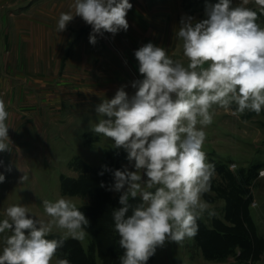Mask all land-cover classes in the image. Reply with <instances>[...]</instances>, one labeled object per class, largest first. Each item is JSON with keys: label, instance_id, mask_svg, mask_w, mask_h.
Segmentation results:
<instances>
[{"label": "clouds", "instance_id": "9594fccd", "mask_svg": "<svg viewBox=\"0 0 264 264\" xmlns=\"http://www.w3.org/2000/svg\"><path fill=\"white\" fill-rule=\"evenodd\" d=\"M70 7L72 11L59 15L57 32L79 16L92 27L89 42L95 45L97 34L128 30L126 17L133 5L129 0H74ZM258 13L264 14V0L206 2L205 18L184 16L175 31L186 66L149 42L134 52L143 77L131 83L134 94L121 86L113 98L95 106L101 118L92 131L109 138L113 148L124 149L133 168L115 170L109 188L120 193V207L112 212L123 249L120 264H147L166 243L195 237L205 212L216 215L203 199L216 174L202 150L204 129L213 122L215 107L233 115L264 111V27L257 23ZM8 116L0 99V153L14 150ZM5 179L0 173V183ZM27 180L23 172L19 183ZM42 204L44 216L30 214L22 205L6 209L0 234H11L4 237L0 264H52L69 237L84 239L89 220L75 203L61 197ZM54 228L63 234L48 239Z\"/></svg>", "mask_w": 264, "mask_h": 264}, {"label": "rangeland", "instance_id": "374dc122", "mask_svg": "<svg viewBox=\"0 0 264 264\" xmlns=\"http://www.w3.org/2000/svg\"><path fill=\"white\" fill-rule=\"evenodd\" d=\"M181 2L199 20L205 18L206 2L214 4L218 0ZM238 2L233 0L234 5ZM195 5H200L199 9L203 10L197 11V8L195 11ZM248 7L256 10L254 4ZM258 15L257 23L264 27V14ZM62 47L61 61L17 60L12 58V51L9 53L5 75H0L3 84L0 99L5 101L9 113L6 123L14 144L12 153H0V160L3 161L0 173L6 177L0 183V221L6 218L5 211L12 205L25 206L30 214L44 216V199L55 202L63 197L71 200L78 208L88 205L93 202L91 196L65 193L64 182L86 176L91 179L93 175L90 172L105 170V166L112 167L113 172L123 170L124 167L133 170L124 149L113 148L109 138L92 131L101 118L95 112V106L104 98L99 95L88 99L82 89H79L81 92H77L76 97L73 91L77 79L71 74L68 53L64 56L66 45ZM185 63H188L187 59ZM34 64L36 70H39L37 75L29 74L28 71ZM82 79L85 77H78L77 83L80 84ZM235 107L232 106L233 111ZM214 111L213 122L204 129L206 140L202 149L208 161L215 165L216 174L212 181L214 185L226 184L227 180L219 167H233L231 171L243 170L245 175L250 176V180L245 179L248 183H243V187L248 193L246 197L251 199L250 216L257 237L262 239V248L255 247L254 251L245 256L242 248L237 246L230 253L210 257L193 237L185 239L181 244L166 243L158 248L151 264H264V177L260 176V171L264 170V111L259 115L249 111L233 115L218 107ZM10 164L12 170L9 172L7 168ZM23 172L27 173L28 180L21 184L19 179ZM113 193L115 196L120 195L115 191ZM203 199L212 206L216 215L209 217L205 212L200 219L209 228H214L215 221H221L233 229L234 224L226 218L228 199L212 189ZM236 231L239 235V228ZM86 233L84 239L79 240L80 243L86 252L95 256L97 264H103L95 250V238L88 231ZM10 234H0V252L4 246V237ZM62 234L63 230L54 228L47 238ZM229 235L227 239L232 237ZM200 239L207 248L202 236ZM57 260L58 256L55 255L52 264H56Z\"/></svg>", "mask_w": 264, "mask_h": 264}, {"label": "crops", "instance_id": "0c3cea01", "mask_svg": "<svg viewBox=\"0 0 264 264\" xmlns=\"http://www.w3.org/2000/svg\"><path fill=\"white\" fill-rule=\"evenodd\" d=\"M73 2L74 0H0L1 76L5 75L9 53L12 51V58L17 60L61 61L64 44V56L68 53L71 74L77 82L78 77H85L80 84L76 82V89L73 91L76 92V97L77 92L82 89L88 99L99 95L110 99L121 86H125L129 95L134 94L135 89L131 87V83L143 78L138 71L139 63L134 52L149 42L165 48L171 58L182 60L187 65L186 58L183 57L182 42L176 38L175 31L178 30L181 18L192 14L181 0H129L133 7L126 17L128 30H121L115 35L107 32L103 36L97 34L95 45L89 42L92 27L79 16L74 17L65 31L57 32L59 15L72 11L70 6ZM198 6L200 5H195L194 10L198 8L197 11H202ZM32 69L35 70L32 72ZM28 71L33 75L39 73L35 64ZM1 82L0 89L3 85ZM88 93L92 95L88 96Z\"/></svg>", "mask_w": 264, "mask_h": 264}, {"label": "trees", "instance_id": "16d2710c", "mask_svg": "<svg viewBox=\"0 0 264 264\" xmlns=\"http://www.w3.org/2000/svg\"><path fill=\"white\" fill-rule=\"evenodd\" d=\"M219 171L223 173L224 178L227 180L226 184L217 183V185H214L212 181L211 189L228 199L229 208H227L226 218L234 224V227L232 229L221 223V221H215L214 228H209L199 219V231L195 239L203 251L208 254L207 256L210 257L230 253L237 246L242 248V253L245 256H248V253L254 251L255 247L262 248L260 246L262 239L257 237L250 216L251 199L246 197L248 193L243 187V183H248L245 179L250 180V176L245 175L243 170L231 171L228 166L219 167ZM101 172H103V175L99 174ZM90 173L93 175L91 179L86 176L65 181L63 185L64 192L70 195L91 196L92 203L79 207L80 211L89 220L86 231L95 238V250L103 264H120L119 257L123 254V249L119 246V236L114 230L112 218L113 210L120 207L119 196H115L113 191L109 190L110 186L114 184V172L112 167H108L107 170L96 169ZM101 183L105 187H101ZM135 202L133 201V203ZM225 228L227 229L225 230ZM237 228L240 230L239 235L236 231ZM229 234L232 237L227 239V236H230ZM201 236L208 250L203 245L200 239ZM60 237V235H54L50 239H59ZM56 255L58 259H68L70 264H97L95 256L86 252L77 239H67L63 247L58 249ZM152 260L153 256L147 264H151Z\"/></svg>", "mask_w": 264, "mask_h": 264}, {"label": "built area", "instance_id": "2783aa9c", "mask_svg": "<svg viewBox=\"0 0 264 264\" xmlns=\"http://www.w3.org/2000/svg\"><path fill=\"white\" fill-rule=\"evenodd\" d=\"M230 168H233V167H230ZM262 171H264V170H262ZM262 171H260V173H261ZM260 176H261V175H260ZM252 204H254V202H253Z\"/></svg>", "mask_w": 264, "mask_h": 264}]
</instances>
